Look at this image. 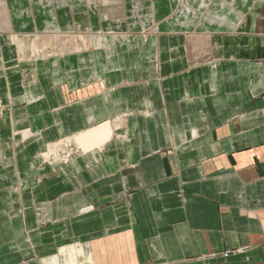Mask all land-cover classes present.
<instances>
[{
	"label": "crops",
	"instance_id": "obj_1",
	"mask_svg": "<svg viewBox=\"0 0 264 264\" xmlns=\"http://www.w3.org/2000/svg\"><path fill=\"white\" fill-rule=\"evenodd\" d=\"M6 3L7 34L101 40L40 72L16 62L0 31V88L16 64L38 79L20 96V75L8 81L15 114L13 136L0 130V264H264V0ZM103 122L109 143L59 172L46 168L30 204L11 192L38 178L28 152Z\"/></svg>",
	"mask_w": 264,
	"mask_h": 264
},
{
	"label": "rangeland",
	"instance_id": "obj_2",
	"mask_svg": "<svg viewBox=\"0 0 264 264\" xmlns=\"http://www.w3.org/2000/svg\"><path fill=\"white\" fill-rule=\"evenodd\" d=\"M151 32L153 34H156V32H157L156 28L152 27L150 29L144 30L142 32V35L143 36H149V35H145V34H148ZM26 51H27V48L24 50V52H26ZM151 55L154 57V53H151ZM74 59L72 61L67 60L68 61L67 63L68 64H72V63L77 64V62L75 61L76 59L75 60ZM53 64H55V66H58V68H60V70H61V66L63 64V61H61L59 59H57V61H54L51 63L46 62V61L45 62L40 61L37 64V66L40 67V69H37V70L42 72L41 70H43V69H41V67H44V70H45V68H47V66H51ZM20 65H29V64L21 63ZM46 71H48V69H46ZM31 72H32V68H30V67H19L18 64H16L15 66H12V67H5L4 68L5 74L3 75L4 76L3 77V87L0 88V130H3L5 132H9L10 137H12L13 133H14L13 117L15 114L14 107L11 104L10 91L14 90L16 85L14 86V84H13L10 86L8 81L10 78L19 74L21 78H20V82H18V85L22 89L19 88L18 93L17 92L16 93L19 96L26 94L25 91L31 90V88L34 86V84L36 85V82L38 81V79L35 78L36 74L31 73ZM60 74H61V72H60ZM48 75H49V73H48ZM151 75L153 76L154 74L152 73ZM27 112H28L27 107L24 106V110H22V113H27ZM27 115H29V114L27 113ZM23 127H26V125L24 124ZM107 128L109 130L108 133L106 132ZM112 129L113 128H112L111 122H103V123H100L98 125L92 126L90 128V130H87L86 132H84L83 141L85 142V144H88V146L91 147L92 144L90 142L91 140L89 139V131L90 132L96 131L97 136L105 137L107 135V138H106L107 140H105L103 145L108 144L109 140L112 138V135H113ZM32 134L35 135L36 137L41 138L40 133H32ZM68 138L69 139H67V142H65V147L67 148L66 152L70 151V153H71L68 162L65 163L64 160H62L64 158V156L68 155L66 152H63V151L60 152L59 156H62V157H59V158H54V156L47 158L45 156V154L47 155V153L50 152V150L53 146L59 144L64 139H58L56 141H51L49 143H46V145L44 147H39V151L34 152V154H30V152H28L29 156L32 155V158H33L32 160H33L34 166H38V172H39L38 178L34 180L33 184H31L29 180H24L22 183L17 182V184L12 185L11 192L13 194H16L17 197L18 196L20 197V193L23 194L24 200H25L28 198L27 194H29L30 191L34 190L35 188H39V190H40L41 187H44L45 179L43 180V178L45 176L46 168H49L51 173L59 172V169L62 165H64V164L68 165L72 160H74V161L82 160L83 158H85V155H90L91 152H93L94 150H100V147H101V146L95 147L92 150H87V152H84L83 150H81L77 146L78 140L74 136H73V138L72 137L71 138L68 137ZM2 139H4V136ZM12 142H13V139L11 138V141L9 142V146L7 145V148H10V145L13 146ZM42 143H44V141ZM0 150H1V148H0ZM4 156H5L4 153H0V160H3ZM24 156H26V155H24ZM35 160H38L39 165L34 162ZM17 189H19V190L17 191ZM27 190H28V193L25 194V191H27ZM30 200H31V197L28 198V201H27L28 204H30ZM25 202H26V200H25ZM25 202H24V207L26 206ZM88 208L82 209L80 211V213H86ZM91 208H92L91 210H93L92 206H91ZM91 210H88V212ZM244 251L245 250L244 249L242 250L241 248L240 249H233V250H225V251L220 252V253L211 254L209 256H206L205 258L206 259H217V258L227 259V258H229L230 255L238 254V253L240 254Z\"/></svg>",
	"mask_w": 264,
	"mask_h": 264
},
{
	"label": "bare ground",
	"instance_id": "obj_3",
	"mask_svg": "<svg viewBox=\"0 0 264 264\" xmlns=\"http://www.w3.org/2000/svg\"><path fill=\"white\" fill-rule=\"evenodd\" d=\"M9 11L10 9L8 7V4L6 3V0H0V31H2L1 35H2L3 40H5V43L3 45L8 44V43H11L14 45L16 49L15 60L16 62H19V64L26 63V64H29L30 66L36 67L40 61H47V59L56 57L58 55H65L69 53H79V52H89L91 50L96 49L100 45L101 39L99 35H96V34L88 35V33L86 36L85 35L72 36V35H68L69 34L68 33L67 35L66 34H51V35H45V36L38 35L34 38L26 37V36H13L11 34H7L4 31L12 30L11 16H10ZM3 32L5 34H3ZM150 34H153V33L151 32L145 35H150ZM188 47L190 51H197L199 49V46L194 44V42H189ZM26 48H27V51L24 52ZM203 48H206V46H203ZM0 59L2 60L3 58L1 57ZM64 59H59V60L63 61ZM49 61H52V60H49ZM31 136L32 135H31L30 130L23 131L22 133V138L24 141L30 139ZM75 138L78 140L77 146L84 152H87V150H92L95 147H100V146L102 147L105 140H107L106 139L107 136L105 137L96 136L94 131L89 132V139L91 140L90 142L92 144L91 147L88 146V144H85L82 137L76 136ZM65 142H67V139L53 146L50 152L47 153V155L45 154V156L47 158L52 157V156H54V158L62 157V156H59L60 152L67 151V148L65 147ZM66 153L68 155L64 156V158L62 159L64 160L65 163L68 162L70 155H71L70 151ZM18 190L19 189H17V191Z\"/></svg>",
	"mask_w": 264,
	"mask_h": 264
}]
</instances>
